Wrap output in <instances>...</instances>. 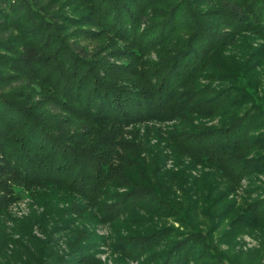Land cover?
Returning a JSON list of instances; mask_svg holds the SVG:
<instances>
[{"label": "trees", "instance_id": "trees-1", "mask_svg": "<svg viewBox=\"0 0 264 264\" xmlns=\"http://www.w3.org/2000/svg\"><path fill=\"white\" fill-rule=\"evenodd\" d=\"M250 38L264 39V0H0V215L34 188L81 202L65 250L45 218L60 207L24 219L19 263L264 264V246L233 242L264 233V55L237 49ZM165 122L148 134L210 184L125 139ZM86 208L110 225L112 261L76 226Z\"/></svg>", "mask_w": 264, "mask_h": 264}, {"label": "rangeland", "instance_id": "rangeland-1", "mask_svg": "<svg viewBox=\"0 0 264 264\" xmlns=\"http://www.w3.org/2000/svg\"><path fill=\"white\" fill-rule=\"evenodd\" d=\"M63 1L64 0H61V2ZM99 44V42H93L94 48ZM237 49L247 56L252 52L264 55V39L250 38L241 42ZM258 71L264 88V66L260 67ZM172 124L173 122L149 123L140 126L136 125L135 127L127 129L125 139L129 141L134 140L135 142L136 140H140L142 142L140 143L142 146L146 147L147 150L150 149L151 152H148L153 158H160V156L163 158V161L160 163V169L162 171H172L179 174L183 183H190V180H198L203 176L207 179V183L210 184L211 181L209 180V176L206 174V171H203L200 168L192 169L188 164V159L175 154L166 142H161L157 136L154 137L153 134H148L147 132L148 130H156L159 131L160 137H165V131L171 128ZM137 129L139 130V134L135 133V130ZM260 179L262 180L261 177ZM247 187L248 181L243 180L237 192L229 198H237L238 201H240V197L244 195V191ZM47 192L50 191L43 188H34L29 191L16 192L18 199L9 205L5 215H0V264H20L21 255L29 252L27 239L23 235L26 225H21L20 223L32 215V218H37V215L44 212V210L50 209L56 212L59 207L61 208V212H59L57 220L56 217L54 219L50 217L52 214L50 212H47L45 218L49 228L54 230L52 234L53 238L57 241V247L59 246L61 250H65V237L58 232H63L61 229L62 227L60 226L61 224H64V218H67L66 216L68 212L66 210L70 208L72 204L81 205V202L79 200L73 201L61 193V197L58 200L53 201L50 196H43V194ZM85 210L86 213L83 212L78 219L74 215H71L72 219L75 221L76 219L78 220L76 221V226L79 224L82 228H85L89 232L94 231L96 237L101 238L99 245L97 246L98 250H96L95 253L100 252L98 253V257L103 261H112L115 256L112 254L111 247L109 245L112 238L110 225L108 223L102 224L99 221L97 222V219H94L93 216L95 213H92L87 208ZM60 215L62 216L61 219L59 218ZM54 224L57 225L56 229H54ZM32 228L35 236L40 239H44L37 229V224L34 223ZM216 238L217 236H215V240ZM72 240L73 238L68 234V241ZM233 242L235 249L240 250L241 253L246 256L248 253H254V251H256L260 246H264V233H254L252 236L243 234L237 237ZM225 248L226 246L224 244L220 245V249L224 250Z\"/></svg>", "mask_w": 264, "mask_h": 264}]
</instances>
